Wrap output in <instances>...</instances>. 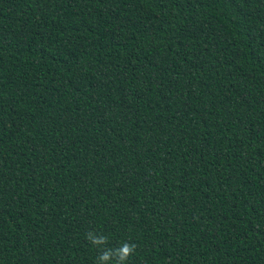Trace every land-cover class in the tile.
Wrapping results in <instances>:
<instances>
[{"label": "trees", "instance_id": "obj_1", "mask_svg": "<svg viewBox=\"0 0 264 264\" xmlns=\"http://www.w3.org/2000/svg\"><path fill=\"white\" fill-rule=\"evenodd\" d=\"M125 242L264 264V0H0V264Z\"/></svg>", "mask_w": 264, "mask_h": 264}, {"label": "clouds", "instance_id": "obj_2", "mask_svg": "<svg viewBox=\"0 0 264 264\" xmlns=\"http://www.w3.org/2000/svg\"><path fill=\"white\" fill-rule=\"evenodd\" d=\"M86 239L94 246L100 247L108 243V237L105 235L97 236L92 232L87 233ZM135 244L122 243L120 247L112 249L105 247L97 257L98 264H107L114 261V264H126L129 257L134 254Z\"/></svg>", "mask_w": 264, "mask_h": 264}]
</instances>
